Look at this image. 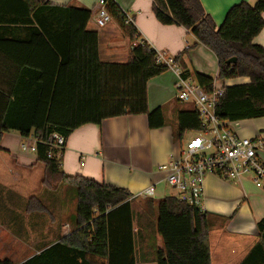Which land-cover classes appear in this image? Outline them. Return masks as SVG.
<instances>
[{"label":"trees","instance_id":"obj_1","mask_svg":"<svg viewBox=\"0 0 264 264\" xmlns=\"http://www.w3.org/2000/svg\"><path fill=\"white\" fill-rule=\"evenodd\" d=\"M153 1L162 24L186 28L215 54L218 81L250 79L247 84L225 87L218 116L227 122L264 118V47L254 43L264 28V0L233 6L220 27L200 0ZM108 10L134 42L138 36L134 24L126 23L111 0ZM91 16L88 10L58 6L49 0H0V25L22 28L11 39L0 34V52L18 46L25 55L28 46L43 45L49 56L47 64L15 63L18 78L0 80V145L11 131L23 138L33 137L37 159L45 164L44 188L64 184L74 188L77 196L75 230L23 264H212L211 213L177 197L158 203L146 199L148 209L135 212L136 199L127 190L83 176H67L61 170L59 150L47 144L53 133L67 139L85 125L128 115H147L150 129L166 125L162 108L150 111L148 107V82L168 71L156 64V52L143 42L134 47L126 64L102 62L99 35L87 29ZM23 30L30 33L27 41L21 38ZM234 58L236 62L229 63ZM195 80L208 92L213 90L212 77L196 74ZM201 130L194 107L178 114L175 140ZM47 211L37 197L28 200V213ZM257 230L259 244L252 256L259 252L264 263V218ZM157 236L162 239V249ZM0 264L14 263L4 259Z\"/></svg>","mask_w":264,"mask_h":264},{"label":"crops","instance_id":"obj_2","mask_svg":"<svg viewBox=\"0 0 264 264\" xmlns=\"http://www.w3.org/2000/svg\"><path fill=\"white\" fill-rule=\"evenodd\" d=\"M49 1L58 6L91 12L87 29L98 33L99 55L104 63L126 64L134 47L146 42L155 52L178 58L192 79L195 80L196 74L212 77L206 65L208 62L199 59H203L202 55L210 60L213 57L217 59L215 54L201 45L186 28L176 24H162L156 18L153 0H111L136 27L138 36L134 42L114 18L105 28L96 25L99 0ZM200 1L217 27L223 24L233 6L242 2L250 5L258 2ZM21 29L17 25H0V34L3 38L11 39L18 36ZM23 31L21 38L27 41L30 33L28 30ZM254 43L264 47V28ZM17 47L5 48L8 53L0 52V80L18 78L15 63L49 62L48 52H45L43 45L28 46L29 51L25 55H21ZM212 72L218 76V70ZM234 80L240 83H229ZM176 81L175 73L168 70L148 82L149 110L162 108L166 123L164 127L150 129L148 116L143 114L106 119L100 125L80 127L67 138L66 147L59 151L62 172L67 176H83L127 190L136 199L133 208L140 199H152L158 203L166 197H177V193L166 194V190L172 188L166 182V173L159 170L160 166L178 155L180 143L186 137L181 141L175 140L178 114L191 108L190 104L177 100ZM249 82L250 79L244 77L218 81L217 86L225 88ZM227 123L242 138L264 135V118ZM21 144V134L11 131L3 136L0 145V261L8 259L14 264H23L56 245L69 236L76 225L77 200L74 206L69 204L70 211L67 200L53 202L43 186L45 164L38 161L34 152V155L20 152ZM261 157L264 159V152ZM148 188L154 189L153 196L142 195ZM34 189L38 194L31 193ZM32 197L39 198L48 211L28 213L27 203ZM202 210L212 214V264H246L249 256L247 264H264L259 252L252 256L254 248L259 244L257 224L264 218V189L257 188L247 179L231 182L210 174L204 181ZM153 215L156 221L157 210H154ZM156 239L162 249V239L159 236Z\"/></svg>","mask_w":264,"mask_h":264},{"label":"built area","instance_id":"obj_3","mask_svg":"<svg viewBox=\"0 0 264 264\" xmlns=\"http://www.w3.org/2000/svg\"><path fill=\"white\" fill-rule=\"evenodd\" d=\"M108 4L109 0L98 2L95 23L99 28H105L113 20ZM126 23L132 21L126 17ZM156 64L175 73L177 100L194 107L203 126V130L193 132L194 137L185 145L181 141L178 155L159 168L166 173V182L177 192L178 200L202 209L204 181L210 174L231 182L247 179L264 189V159L261 157L264 135L242 138L218 116L217 106L225 88L217 86L218 80H215L213 90L208 92L188 75L178 58L166 53L156 52ZM66 140L65 136L53 133L47 144L61 151L66 147ZM22 150L36 153V141L33 146L22 144ZM153 194L154 189L148 188L142 195Z\"/></svg>","mask_w":264,"mask_h":264},{"label":"rangeland","instance_id":"obj_4","mask_svg":"<svg viewBox=\"0 0 264 264\" xmlns=\"http://www.w3.org/2000/svg\"><path fill=\"white\" fill-rule=\"evenodd\" d=\"M202 58L203 59H199V60L200 61H204V62L205 61L208 62L206 65L209 67V71L212 73L211 74L212 78L217 81V79H218L217 73L212 72V71H217L218 70V61H217V59H215V57H213L212 58L213 60H210L205 55H202ZM234 82L235 83H240L239 81L236 82V80H234L232 82H229V83H234ZM193 137H194L193 133H191V132L187 133L186 137L184 138L183 145H185L186 141L190 140ZM22 144L33 146L35 144V140H34L33 137H31L29 139L22 137ZM22 144H21V148H19L20 152H22L23 154L34 155V153H32L31 151H28L29 153H24V151L22 150ZM53 184H54L53 186H55V183H53ZM35 190L36 189H34L31 193L38 194V192H36ZM45 191L47 193H49V195L51 197V200L53 202H55V203H57L60 199L67 200L68 201V206H69V208H68L69 211H70V207H71L70 205L74 206V204H75L74 202L77 200L75 189L70 187V186L64 185V184H62V185L59 184L57 187H55L54 189H51V190L50 189H47V190L45 189ZM176 193L177 192L173 191L172 189L166 190V194L167 195L176 194ZM17 198H20V195H17ZM143 200L144 199H140V201L137 204H135V212H139L140 210L146 211L148 209V206L145 204V201H143ZM56 211H58V210H56ZM39 213H43V212H39Z\"/></svg>","mask_w":264,"mask_h":264},{"label":"water","instance_id":"obj_5","mask_svg":"<svg viewBox=\"0 0 264 264\" xmlns=\"http://www.w3.org/2000/svg\"><path fill=\"white\" fill-rule=\"evenodd\" d=\"M232 62L235 63L236 62V59L234 58V59H232V60L229 61V63H232Z\"/></svg>","mask_w":264,"mask_h":264}]
</instances>
